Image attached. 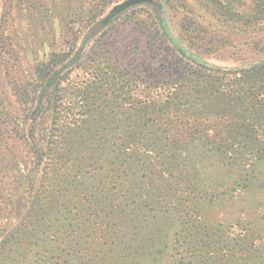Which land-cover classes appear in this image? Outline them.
Segmentation results:
<instances>
[{"label":"trees","instance_id":"obj_1","mask_svg":"<svg viewBox=\"0 0 264 264\" xmlns=\"http://www.w3.org/2000/svg\"><path fill=\"white\" fill-rule=\"evenodd\" d=\"M99 1L88 27L115 0ZM210 1L232 33L264 28V0ZM135 10L176 58L175 76L145 77L136 93L137 79L105 75L73 95L90 30L35 67L20 129L0 117L10 186L0 201L14 221L0 233V264H264V62H195L149 3L100 29Z\"/></svg>","mask_w":264,"mask_h":264},{"label":"rangeland","instance_id":"obj_2","mask_svg":"<svg viewBox=\"0 0 264 264\" xmlns=\"http://www.w3.org/2000/svg\"><path fill=\"white\" fill-rule=\"evenodd\" d=\"M119 1L107 5L88 27L85 22L99 0H0V117L17 120L16 128L20 129L23 109L36 90L35 67L52 52L75 50L90 30L99 32L93 40L86 41L83 61L72 72L66 86L73 95L91 80L104 84L101 80L105 75L104 78L114 82L137 79L139 88L133 89L136 93L145 77L154 81L157 77L175 76L176 58L161 49L158 36H150L146 28L139 27V23L146 20L143 13L135 10L134 15H122L113 24L100 29L102 17ZM164 1L163 20L170 33L176 38L179 36L185 47L189 42L213 65L245 66L264 57V28L232 33L233 29L226 28L216 17L210 0ZM185 25L188 29H184ZM147 40L151 45L143 54ZM143 56L145 59L141 60ZM107 64L112 68L108 75L105 72ZM151 89L156 93L154 86ZM6 140L12 142L9 138ZM2 145L0 143V150L4 149ZM7 176L8 170H0V198L1 194L9 192ZM9 211V206L0 201L1 234L14 222L7 215Z\"/></svg>","mask_w":264,"mask_h":264},{"label":"water","instance_id":"obj_3","mask_svg":"<svg viewBox=\"0 0 264 264\" xmlns=\"http://www.w3.org/2000/svg\"><path fill=\"white\" fill-rule=\"evenodd\" d=\"M142 3H149L152 5H156L159 9V13L161 14L162 17L165 16V11H163V2L162 0H157L156 2H154V0H121L115 4H113L109 10L106 12V14L102 17V19L100 20V25H104L106 22H108L109 20L113 19L115 16H117L118 14H120L121 12L142 4ZM168 33L169 36L171 38V40L173 41V43L177 46L182 48V50L185 52L186 56L189 57L190 59L194 60L197 63H202L205 65H208L212 68H225V69H234V70H238L240 68H245V67H249V66H253L259 63L264 62V57L257 59L256 61L245 65V66H238V67H222V66H215L212 63H210L209 61L205 60L201 55L193 52L192 50L188 49L187 47L183 46V44L174 36L170 33L167 25L165 22H163Z\"/></svg>","mask_w":264,"mask_h":264}]
</instances>
